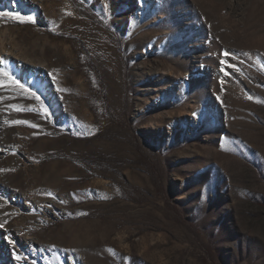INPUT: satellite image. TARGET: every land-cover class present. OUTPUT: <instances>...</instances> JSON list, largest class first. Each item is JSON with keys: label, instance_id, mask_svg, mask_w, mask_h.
Here are the masks:
<instances>
[{"label": "rangeland", "instance_id": "obj_1", "mask_svg": "<svg viewBox=\"0 0 264 264\" xmlns=\"http://www.w3.org/2000/svg\"><path fill=\"white\" fill-rule=\"evenodd\" d=\"M0 13V264H264V0Z\"/></svg>", "mask_w": 264, "mask_h": 264}, {"label": "snow or ice", "instance_id": "obj_2", "mask_svg": "<svg viewBox=\"0 0 264 264\" xmlns=\"http://www.w3.org/2000/svg\"><path fill=\"white\" fill-rule=\"evenodd\" d=\"M11 15H12L11 13H0V16H11ZM15 19H17V20H21L22 22H24V18H22V17L16 16ZM31 20H32L31 17H28V18H27V21H31ZM225 55H228V53H225ZM4 75H5V76H8L7 73H4ZM8 78H9V80H11V83H12V84H14V85H16L17 87L23 89V85L19 84L18 81L12 79L11 77H8ZM24 91H27V90L24 89ZM31 95H32L33 97H35V93H32ZM35 98H36L37 100H39V97H35ZM46 112H47V110L45 109V113H46ZM15 123H25V122H24V121H16ZM18 259H19V257H18Z\"/></svg>", "mask_w": 264, "mask_h": 264}]
</instances>
